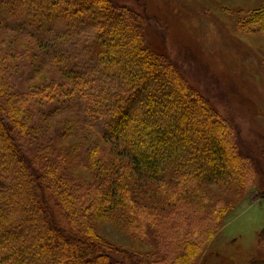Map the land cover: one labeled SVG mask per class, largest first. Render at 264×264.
<instances>
[{
    "label": "trees",
    "instance_id": "obj_1",
    "mask_svg": "<svg viewBox=\"0 0 264 264\" xmlns=\"http://www.w3.org/2000/svg\"><path fill=\"white\" fill-rule=\"evenodd\" d=\"M69 3L83 9L96 30L97 64L85 80L69 71L72 85L59 90V99L74 98L94 125L103 126L104 143L126 168H101L99 183L87 189L63 177L49 156L37 169L22 144L33 121L29 98L12 83L20 55L0 42V264H133L129 252L99 235L96 225L120 214L135 236L143 234L154 211L138 192L157 187L175 208L184 198L204 211L209 191L237 193L249 183L250 160L230 140L229 124L190 85L164 44L161 51L151 46V21L160 19L115 0ZM242 30L264 36V6L248 11ZM48 89L39 93L47 96ZM91 159L100 166L106 161ZM232 209L207 211L218 220L200 221L204 228L172 223L177 238L164 262L192 264L201 239L214 238Z\"/></svg>",
    "mask_w": 264,
    "mask_h": 264
},
{
    "label": "rangeland",
    "instance_id": "obj_2",
    "mask_svg": "<svg viewBox=\"0 0 264 264\" xmlns=\"http://www.w3.org/2000/svg\"><path fill=\"white\" fill-rule=\"evenodd\" d=\"M115 1L142 14L146 8L160 19L151 21V46L161 51L163 43L190 85L229 124L230 140L250 160L245 168L249 183L237 193L209 191L204 211L184 198L176 200L175 208L157 187L143 189L137 191L139 199L154 211L143 234L135 236L128 217L120 214L98 222L97 233L127 250L133 264H166L163 258L177 238L172 223L204 228L200 221L218 220L207 211L234 207L214 238L201 239L202 252L192 264H264V36L241 31L248 11L264 6V0ZM89 19L69 0H0V42L20 55L12 83L28 96L26 109L33 117L22 144L37 169L49 156L63 177L84 189L99 183L101 168H114L113 163L116 169L126 168L104 143L103 126L94 125L74 98L65 103L59 99V90L72 85L69 71L85 80L96 68V30ZM47 87V96L41 95L39 90ZM97 155L106 158L104 165L91 159ZM125 181L134 187L130 179ZM209 199L214 201L208 204Z\"/></svg>",
    "mask_w": 264,
    "mask_h": 264
}]
</instances>
